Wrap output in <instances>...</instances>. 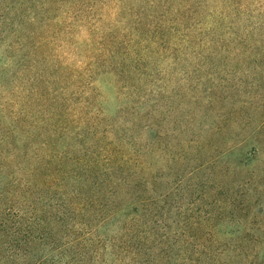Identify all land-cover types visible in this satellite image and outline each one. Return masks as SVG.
I'll list each match as a JSON object with an SVG mask.
<instances>
[{"label": "rangeland", "instance_id": "obj_1", "mask_svg": "<svg viewBox=\"0 0 264 264\" xmlns=\"http://www.w3.org/2000/svg\"><path fill=\"white\" fill-rule=\"evenodd\" d=\"M22 1L32 9L24 15L31 25L20 55L27 50L30 56V40L45 29L76 28L71 44L43 64L33 54L11 62L0 49V103L10 105L0 109V126L10 113L24 118L23 127L17 125L19 153L39 148L41 160L55 171L63 168L58 180L81 171L73 158L91 162L105 152H117L120 162L136 158L135 177L145 182L147 212L155 215L152 228L174 231L197 223L205 233L212 229L198 255L173 243L162 256L127 240L129 264H257L264 240L235 248L247 226L236 223L232 203L240 190L251 195L252 186L264 198V145L253 155V142L245 138L264 114V65L258 64L264 59V0H208L195 18L189 11L195 0H170V6L164 0H112L87 16L83 0H63L43 26L35 20L44 0ZM3 9L0 0V18ZM250 37L262 42L249 44ZM77 66L86 75L74 81L70 70ZM33 78L39 82L32 84ZM71 181H65L67 189ZM93 200L90 213L118 208L116 197L101 189ZM114 216L103 232L115 238L126 216Z\"/></svg>", "mask_w": 264, "mask_h": 264}, {"label": "trees", "instance_id": "obj_2", "mask_svg": "<svg viewBox=\"0 0 264 264\" xmlns=\"http://www.w3.org/2000/svg\"><path fill=\"white\" fill-rule=\"evenodd\" d=\"M62 1L44 0L38 4L36 23L46 25L55 6L64 4ZM109 1L112 0H83L85 15L97 10L103 12ZM154 1L150 0V3ZM169 1L164 0L168 6ZM195 1L196 4L193 3L192 6H196L189 9L192 10V18L196 17V8L208 0ZM186 5L188 6V2ZM23 6L22 0H4L0 18V49L5 51V57L17 64L24 62L26 57L30 58L32 54L40 64L57 59L59 50L71 44L70 38L76 27L71 29L70 24H67L65 29L58 27L52 33L45 29L42 35L30 40H33L28 48L30 56L27 50L20 55L29 36L28 25H31V21L24 20V15L32 9L30 6ZM24 24L26 28L23 27ZM58 40L60 42L57 43ZM254 40L256 44L262 42L259 37H250L247 41L250 44ZM245 48L250 49V46ZM258 64L264 65V59L259 60ZM76 69L78 71L70 70L74 81L86 75L80 66ZM30 82L36 84L39 81L33 78ZM9 108L8 101L0 103L1 110ZM9 116L10 121L0 126V264H129L125 261V256L131 254L127 240L135 241L146 249H156L162 256L169 252L173 243H181L186 251L196 255L201 253L200 248H206L201 245L207 244L212 236V229L205 233L198 229L200 226L197 223L174 231H169L162 225L152 228L150 218L155 215L151 216V211L147 212L149 198L145 196L146 190H141L143 184L146 186L145 182L135 177L136 158H132V162H128L129 159L120 162L117 160V152L94 156L91 162L73 158L77 166L81 165V171L75 170V174L58 180L56 176L62 174L63 168L57 166L58 170L55 171L51 162L41 160L37 153L39 148L30 150L29 153H19L17 145L21 134L17 133V125L23 127L25 120L18 112L10 113ZM32 125L31 123V128ZM246 135L245 138L253 142L252 150L255 155L256 149L264 145V114L260 116L258 125ZM28 145L36 147L37 144L29 140ZM52 157L54 156L50 154L48 158ZM69 179L72 184L67 189L65 181L69 182ZM80 181L87 182L86 190L78 186L77 182ZM249 184H253L252 181ZM251 188V195L240 190L232 203L236 208V223L239 222L242 228L247 226L243 232L246 239L241 237L235 241L238 251H242L244 242L258 244L260 239L264 240V198L258 188ZM100 189L116 197L117 209L113 207L109 211L105 209L90 213L87 204L90 206L97 202L93 197ZM250 196H255V200L252 201ZM166 198V195L160 196L161 202ZM137 212L139 213L136 214ZM115 213L125 215L126 218L119 225V235L114 238L103 232V229L113 222ZM211 214L205 216L209 217ZM155 221L162 223L161 220ZM238 229L237 226L235 234ZM258 258L260 261L257 264H264L263 254ZM164 259L168 260L169 257ZM253 263L255 262L251 259L249 264Z\"/></svg>", "mask_w": 264, "mask_h": 264}]
</instances>
